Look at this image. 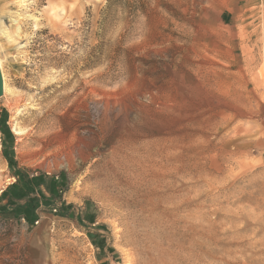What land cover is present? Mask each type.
<instances>
[{"label": "rangeland", "instance_id": "374dc122", "mask_svg": "<svg viewBox=\"0 0 264 264\" xmlns=\"http://www.w3.org/2000/svg\"><path fill=\"white\" fill-rule=\"evenodd\" d=\"M109 1L0 0V264H264V0Z\"/></svg>", "mask_w": 264, "mask_h": 264}, {"label": "trees", "instance_id": "16d2710c", "mask_svg": "<svg viewBox=\"0 0 264 264\" xmlns=\"http://www.w3.org/2000/svg\"><path fill=\"white\" fill-rule=\"evenodd\" d=\"M114 1H117V0H110L109 2L111 3V2H114ZM5 124H3V125H1V132L3 133V135L7 138V137H9V136H11V132L9 131V129L7 128V123L6 122H4ZM8 147V146H7ZM7 147H4V150H3V152H4V155H5V158L8 160V162H9V164L10 165H14V160H13V154H12V152H9L8 151V149H7ZM17 177H18V181H17V184H15V185H13L11 188H10V190H12V189H16L17 187H20L21 186V184H25L26 186H28L29 185V181H28V179L26 178L25 180L26 181H22L21 180V176L20 175H17ZM5 193H7V192H4V194H3V196L5 195ZM26 194H31V192L30 191H28V189H22L20 192H19V194L16 196V198H15V206L17 207V208H19V209H21V210H25L26 212H28V213H34L37 209H38V204L34 201V200H31V199H28V198H26ZM2 196V197H3ZM26 201V203L24 204V205H22V204H20V202L21 201ZM25 217H26V219L28 220V221H30V220H32V218H31V216H29V215H25Z\"/></svg>", "mask_w": 264, "mask_h": 264}, {"label": "crops", "instance_id": "0c3cea01", "mask_svg": "<svg viewBox=\"0 0 264 264\" xmlns=\"http://www.w3.org/2000/svg\"><path fill=\"white\" fill-rule=\"evenodd\" d=\"M42 184L47 185V184H45V182H42ZM36 187H37V186L34 185V184H32V182H30L29 185L25 187V189H28V191L31 192L30 195H29V194H26V195H25L26 198L34 197V196H36V195L38 196V189H37ZM22 202H26V201H22ZM21 204H22V203H21ZM104 252H106L105 249H104Z\"/></svg>", "mask_w": 264, "mask_h": 264}, {"label": "water", "instance_id": "95a60500", "mask_svg": "<svg viewBox=\"0 0 264 264\" xmlns=\"http://www.w3.org/2000/svg\"><path fill=\"white\" fill-rule=\"evenodd\" d=\"M4 93V79L2 75V71L0 69V98L3 96Z\"/></svg>", "mask_w": 264, "mask_h": 264}, {"label": "bare ground", "instance_id": "6f19581e", "mask_svg": "<svg viewBox=\"0 0 264 264\" xmlns=\"http://www.w3.org/2000/svg\"><path fill=\"white\" fill-rule=\"evenodd\" d=\"M15 134L19 136V135H22L23 132H22V131H17V130H15Z\"/></svg>", "mask_w": 264, "mask_h": 264}, {"label": "built area", "instance_id": "2783aa9c", "mask_svg": "<svg viewBox=\"0 0 264 264\" xmlns=\"http://www.w3.org/2000/svg\"><path fill=\"white\" fill-rule=\"evenodd\" d=\"M55 212H56V210H55ZM35 224H36V225H38V224H39V222H36Z\"/></svg>", "mask_w": 264, "mask_h": 264}]
</instances>
